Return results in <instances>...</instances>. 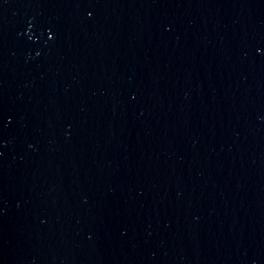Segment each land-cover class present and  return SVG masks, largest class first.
Listing matches in <instances>:
<instances>
[{"label": "water", "instance_id": "1", "mask_svg": "<svg viewBox=\"0 0 264 264\" xmlns=\"http://www.w3.org/2000/svg\"><path fill=\"white\" fill-rule=\"evenodd\" d=\"M0 264H264V0H0Z\"/></svg>", "mask_w": 264, "mask_h": 264}]
</instances>
